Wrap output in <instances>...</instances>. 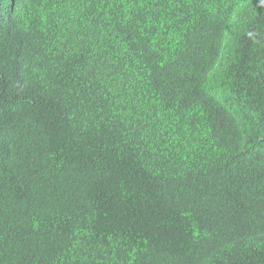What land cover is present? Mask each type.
<instances>
[{"label": "trees", "instance_id": "obj_1", "mask_svg": "<svg viewBox=\"0 0 264 264\" xmlns=\"http://www.w3.org/2000/svg\"><path fill=\"white\" fill-rule=\"evenodd\" d=\"M0 264H264V0H0Z\"/></svg>", "mask_w": 264, "mask_h": 264}]
</instances>
